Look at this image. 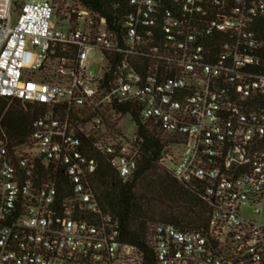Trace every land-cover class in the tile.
Listing matches in <instances>:
<instances>
[{"label": "built area", "instance_id": "built-area-1", "mask_svg": "<svg viewBox=\"0 0 264 264\" xmlns=\"http://www.w3.org/2000/svg\"><path fill=\"white\" fill-rule=\"evenodd\" d=\"M19 2L0 0V97L36 118L0 140V264H264V0ZM142 128L210 206L199 231L155 224L152 259L90 182L98 154L133 178Z\"/></svg>", "mask_w": 264, "mask_h": 264}, {"label": "trees", "instance_id": "trees-1", "mask_svg": "<svg viewBox=\"0 0 264 264\" xmlns=\"http://www.w3.org/2000/svg\"><path fill=\"white\" fill-rule=\"evenodd\" d=\"M81 1L101 13L111 11L112 0ZM35 118L32 107L0 97V140H6L11 146L23 145L32 133ZM140 133L144 143L131 180L123 182L108 158L98 154L97 170L90 182L104 212L118 220L120 242L138 247L152 259L147 240L155 224L167 223L183 230L199 231L208 222L210 206L200 190L179 183L160 164L164 145L158 135L143 128ZM40 171L43 176H51L49 170Z\"/></svg>", "mask_w": 264, "mask_h": 264}, {"label": "rangeland", "instance_id": "rangeland-1", "mask_svg": "<svg viewBox=\"0 0 264 264\" xmlns=\"http://www.w3.org/2000/svg\"><path fill=\"white\" fill-rule=\"evenodd\" d=\"M22 2L23 0H18V2ZM19 2V3H20ZM261 221H262V223L264 224V210L262 211V213H261Z\"/></svg>", "mask_w": 264, "mask_h": 264}]
</instances>
